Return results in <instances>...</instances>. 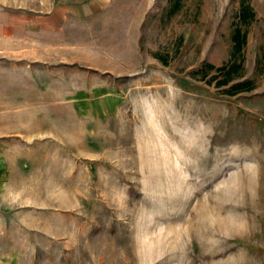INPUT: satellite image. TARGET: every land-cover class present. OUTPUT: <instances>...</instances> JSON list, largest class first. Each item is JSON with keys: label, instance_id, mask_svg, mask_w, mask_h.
I'll use <instances>...</instances> for the list:
<instances>
[{"label": "rangeland", "instance_id": "rangeland-1", "mask_svg": "<svg viewBox=\"0 0 264 264\" xmlns=\"http://www.w3.org/2000/svg\"><path fill=\"white\" fill-rule=\"evenodd\" d=\"M175 1L109 0L70 95L7 101L0 264H264V0Z\"/></svg>", "mask_w": 264, "mask_h": 264}, {"label": "crops", "instance_id": "crops-1", "mask_svg": "<svg viewBox=\"0 0 264 264\" xmlns=\"http://www.w3.org/2000/svg\"><path fill=\"white\" fill-rule=\"evenodd\" d=\"M108 1L0 0V202L12 195L10 143L36 136L26 134L20 122L9 124L8 115L17 116L21 108L8 110L7 101L70 95L57 83L67 80L62 77L67 66L80 59H68L65 52L80 46L75 33L81 32L82 20Z\"/></svg>", "mask_w": 264, "mask_h": 264}, {"label": "trees", "instance_id": "trees-1", "mask_svg": "<svg viewBox=\"0 0 264 264\" xmlns=\"http://www.w3.org/2000/svg\"><path fill=\"white\" fill-rule=\"evenodd\" d=\"M178 5H179V0H176L173 4H172V10H175L176 8H178ZM246 9H248V6H246V5H243V7L241 8V10H240V12H239V15L240 16H242V19L244 18V15H245V12H246ZM239 28L237 27L236 29H235V31L233 32V35H234V37L236 38V40L234 41V47L235 48H239L240 47V45H241V41H240V39H239ZM207 66L209 67V68H214V66L212 65V64H207ZM230 67H228V68H226V66H224V65H220V66H218L217 67V69L218 70H225V73L227 74V76H225V78H223L222 80H221V82L220 83H222V84H224V83H227L229 80H230V74H231V71L232 70H234L236 67H237V65H236V63H230V65H229ZM246 83H250V80H246V81H237V82H235V83H233V85L232 86H234V87H236L233 91H231L232 93H234V92H237V91H240V90H243L244 89V87H242L243 86V84H246ZM251 86H247L246 88H250Z\"/></svg>", "mask_w": 264, "mask_h": 264}]
</instances>
